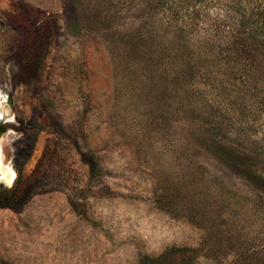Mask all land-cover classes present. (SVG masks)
Instances as JSON below:
<instances>
[{
    "label": "rangeland",
    "instance_id": "1",
    "mask_svg": "<svg viewBox=\"0 0 264 264\" xmlns=\"http://www.w3.org/2000/svg\"><path fill=\"white\" fill-rule=\"evenodd\" d=\"M236 11L264 0H0V264H264V40L258 80L213 60Z\"/></svg>",
    "mask_w": 264,
    "mask_h": 264
},
{
    "label": "trees",
    "instance_id": "2",
    "mask_svg": "<svg viewBox=\"0 0 264 264\" xmlns=\"http://www.w3.org/2000/svg\"><path fill=\"white\" fill-rule=\"evenodd\" d=\"M235 5V3H233ZM234 7V6H233ZM248 7V4L247 6ZM243 7L242 9L249 11L247 8ZM238 11V10H237ZM235 12L234 17H227L225 19L226 26L224 29V35H220V39H224L223 41L218 40L215 41V56L213 60H217L218 63L226 64L230 61H236L240 59L241 65L240 69L242 70L238 76L235 74L232 80H258L253 74V71L250 70L252 67L251 64L245 58L246 49H247V40L252 38H260L264 40V15H257L253 17L252 13H241ZM262 13V12H261ZM199 17V15H198ZM236 74L238 72H235ZM222 80H228L224 74H220ZM250 76L253 79H250ZM261 80H264L262 78ZM83 157L84 163H86L89 167V171L92 173L94 171L95 163L91 161L84 160V155L81 154ZM21 174L19 173V176ZM4 208H8V205L2 206Z\"/></svg>",
    "mask_w": 264,
    "mask_h": 264
},
{
    "label": "bare ground",
    "instance_id": "3",
    "mask_svg": "<svg viewBox=\"0 0 264 264\" xmlns=\"http://www.w3.org/2000/svg\"><path fill=\"white\" fill-rule=\"evenodd\" d=\"M13 179V172L11 171L10 165L7 164L6 166H4L2 161L0 160V182L8 186L9 182H12Z\"/></svg>",
    "mask_w": 264,
    "mask_h": 264
},
{
    "label": "water",
    "instance_id": "4",
    "mask_svg": "<svg viewBox=\"0 0 264 264\" xmlns=\"http://www.w3.org/2000/svg\"><path fill=\"white\" fill-rule=\"evenodd\" d=\"M11 171H12V172H13V174L15 175L14 171L12 170V168H11ZM14 179H15V178H14ZM12 184H13V183H12ZM12 184H11V185H12Z\"/></svg>",
    "mask_w": 264,
    "mask_h": 264
},
{
    "label": "clouds",
    "instance_id": "5",
    "mask_svg": "<svg viewBox=\"0 0 264 264\" xmlns=\"http://www.w3.org/2000/svg\"><path fill=\"white\" fill-rule=\"evenodd\" d=\"M13 178H14V174H13ZM10 183H11V182H9V186H10Z\"/></svg>",
    "mask_w": 264,
    "mask_h": 264
}]
</instances>
